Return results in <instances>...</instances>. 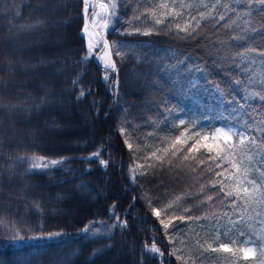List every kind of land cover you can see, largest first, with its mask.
<instances>
[{
    "label": "trees",
    "instance_id": "1",
    "mask_svg": "<svg viewBox=\"0 0 264 264\" xmlns=\"http://www.w3.org/2000/svg\"><path fill=\"white\" fill-rule=\"evenodd\" d=\"M164 2L176 11L181 3L194 7L183 19H171L170 26L167 21L156 25L162 11L156 5ZM216 3L116 0L119 21L114 19L105 33L116 68L106 70L96 52L83 59L88 56L84 0H0V105L17 106L0 109V264H254L242 250L245 240L256 238L254 229L264 216L249 209L252 219L232 227L220 203L223 193L209 186L215 177L199 164L206 156L166 157L171 164L151 156L161 155L158 149L169 147L186 127L185 138L194 132L210 135L229 121L259 125L264 118V108L257 114L246 105L237 120L230 115L236 105L224 103L215 87L232 99L264 92V56L257 55L264 52V4L219 0L243 10L237 23L250 22L243 32L224 27L225 21L202 22L195 39L175 29ZM226 11L233 16L222 6L214 15ZM149 29L151 34H142ZM232 36L250 39L233 44ZM221 41L227 42L223 52L214 46ZM246 50V57L231 58ZM145 53L153 63H137ZM185 58L201 71L174 75L164 70ZM247 104L256 108L253 100ZM257 135L264 139V133ZM54 137L71 144L54 145ZM32 155L60 158V163L29 172L27 156ZM258 160L254 155L250 163ZM250 178L264 182L255 171ZM181 215L201 219H174ZM161 220L172 223L165 229ZM99 224L108 226L109 234L89 235ZM221 243L230 251L209 249ZM153 244L159 253L146 251Z\"/></svg>",
    "mask_w": 264,
    "mask_h": 264
},
{
    "label": "snow or ice",
    "instance_id": "2",
    "mask_svg": "<svg viewBox=\"0 0 264 264\" xmlns=\"http://www.w3.org/2000/svg\"><path fill=\"white\" fill-rule=\"evenodd\" d=\"M238 3L244 2V0H237ZM248 4H251L253 0H246ZM261 4H264V0H259ZM176 0H173V5H175ZM224 7L228 9L229 11H232L233 16L235 19H233V16H228L227 11L222 14H216L214 15L215 9L217 7ZM89 7L95 8V5H90L88 3V0H84V16L87 18L89 12ZM156 7L160 10V17L155 19L156 25H162L165 24L166 21L168 22V26L171 25V19L181 18L183 19L185 16V13L188 9L194 7L192 5H185L181 3L179 5L180 11H176L175 7H170V5L167 2L160 3L159 5H156ZM99 8L103 10L105 14H108L109 5L101 3L99 5ZM111 16L118 22L119 17L116 14L115 9L117 8L116 3H111ZM211 11H208L207 13L204 11H198L196 15H191V18L186 20L183 25L181 23L175 24V29L177 32H182L185 34L187 38L195 39L194 33H197V29L201 27L202 22L205 23V26L209 22H220L225 21L224 27H227L229 29H233V26H235L234 30H239L243 32L245 29H248L249 27V21L244 20L243 26L241 27L240 24L237 23L238 20L242 19V15L244 14L243 10H236V9H229L228 5H220L219 0H217L216 4L211 5ZM125 11L128 9L125 8ZM166 10V11H163ZM146 11L155 18L157 13L152 8L146 9ZM261 11H264V9H261ZM250 15V13H248ZM93 18V24H95L96 17L99 15V13H96L93 11L91 13ZM194 22V23H193ZM104 28H108V22L105 21L102 25ZM262 29H264V26H262ZM112 31H115V28L112 29ZM137 32L140 31V29H136ZM152 29H149L148 31L143 32L144 35L151 34ZM252 31L258 32L261 31V29H252ZM83 32H88V25L85 24V27L83 29ZM250 39L248 36H232L230 37V42L235 44L237 40L247 41ZM100 40L98 39L96 41V45L93 44V42L90 40L87 49H88V56H85L83 59L87 60L91 56L95 54L97 51ZM219 51L223 52L224 48L227 47V42H218L217 45ZM123 47V45H121ZM103 48L105 49V54L102 57L104 61V68L106 70H115L116 64L115 61L112 59L111 52L108 51L109 45L107 41L105 40L103 42ZM248 54V51L244 52H238L231 58L233 60H236L241 57H246ZM117 56H122L124 53L121 51L116 52ZM130 55H134L133 53H130ZM258 56H264V52L258 53ZM97 59H101L100 57H97ZM178 59V58H177ZM142 62H148L153 63L154 61L150 59V55L148 53H145L143 56V60L137 59V63ZM165 71L170 72L171 74H177L180 72H199L201 69L195 68L194 66H190L187 64V58L184 60H179V65H171V66H163ZM246 67V66H245ZM239 70V69H238ZM241 76H247L248 73L246 71L240 70ZM236 83H239L240 81H235ZM73 83H76L74 81ZM0 87H3V84L0 83ZM191 87H196V85H191ZM217 89V92L222 97L223 102L231 106L233 104L236 105L235 108H231V116H236L237 120L239 119L237 116V113L239 110L244 109L247 105L248 108L259 114L260 110L264 108V92H253L249 95H244L237 97L235 99L231 98V94H229L228 98H224L225 94L220 90L219 86H215ZM84 95V92L81 91V96ZM249 100H253L256 103V108L253 109L251 105H248L247 102ZM243 101V102H242ZM17 106L11 105H0V109H3L5 112H10L13 109H15ZM226 121L229 120L228 117H223ZM180 125H184L185 121L180 120ZM261 125H264V118L260 120L259 125H251L248 124L247 121L242 122H231L229 121L226 123L224 127H217L215 130L209 135V134H203L201 135L200 132H194L193 135L187 136L185 138V133L189 131V128H185L182 132H180L179 135H177L174 140H172L169 147H165L162 149H158L162 154L157 155L156 152H152L151 156L155 157L156 161H159L161 163H172V159H167L166 157L170 156L172 158H176L178 154H182L183 160H192L196 158V153H199L201 156H206L207 160L200 159L199 164L200 165H207V172L215 177L213 181L209 182V186L211 189L215 190L216 193H223L222 197H219L220 203L223 206H226L228 211L224 212V216L228 217L229 222L231 223L232 227L235 228L238 224H243L245 220H251L252 216L248 214L249 209H252L253 212L256 213V216L261 217L264 216V182L257 183L256 179H251L250 174H252L254 171L257 173H260L262 181H264V172L261 171L262 168H264V139H261L257 134L264 133V127ZM2 130V129H0ZM123 131V129H121ZM194 137H196L194 139ZM190 140H194V142L188 146L185 149V145H188ZM129 148H131V145H128ZM192 154V155H189ZM98 155V154H97ZM254 155L259 157L257 164H251L250 162L254 159ZM22 162L26 159L24 157L19 158ZM32 159V165L28 169L29 172L33 171L34 169L39 168H48L49 164L44 163L42 164L41 161H43L44 157H31ZM60 163V161L52 160L50 161L51 165H56ZM106 163V162H104ZM214 165V167H213ZM151 167H155V165H150ZM219 186V187H217ZM201 191H203V187H201ZM180 197H177V200H179ZM213 197L208 196L207 201H212ZM151 203V201H150ZM168 207H171V205H168ZM185 212L190 211V209H184ZM153 212L156 216L160 215L159 210L153 209ZM229 212H233L236 216L235 219H232V216L229 215ZM179 221H185V219L191 221L193 219L200 220L201 217H192L188 216L185 217L181 215L178 218ZM161 224H163L164 228H169L172 221H169V223H164L163 220L160 221ZM261 224H264V219L260 221ZM251 227V225H248ZM87 229V226H86ZM86 229L84 230L86 233ZM214 231H219V229H213ZM52 235V234H49ZM244 233H240L241 238L244 237ZM216 242H219V235L216 236ZM235 243V241H232ZM245 243H253L254 241L245 240ZM209 249L214 252H219L221 250L227 252L230 251L228 246L226 244H219L218 248H211L209 246ZM209 249H203V251H208ZM146 251H151L153 253H159V249L155 247V244H153L151 249H146ZM178 251V249H174L173 252ZM244 255L247 256L249 252H251V249H243ZM262 252H264V249H262ZM171 255V253H170ZM178 259L184 260V257H178Z\"/></svg>",
    "mask_w": 264,
    "mask_h": 264
},
{
    "label": "rangeland",
    "instance_id": "3",
    "mask_svg": "<svg viewBox=\"0 0 264 264\" xmlns=\"http://www.w3.org/2000/svg\"><path fill=\"white\" fill-rule=\"evenodd\" d=\"M113 2L116 3V0H88V3L90 5H95V8L89 7V10H88L89 14L87 16L88 17L87 18L88 32H84V34L86 36L87 44L89 43L90 40L93 42L94 45H96V41L98 39L101 41L100 45L98 47V50L96 51V54H95V58H96V60L98 62L101 61V62L104 63V61L102 59V57L105 54V49L103 48V42L106 40L105 39L106 31L111 28V26L113 24V21H114V18L111 16V12L113 11L112 8H111V3H113ZM101 3L109 5L108 14H105L103 12V10H101L99 8V5ZM93 11H95L96 13H99V15H97V17H96L95 24H93V18H92V15H91V13ZM115 11H116V9H115ZM105 21L108 22V25H109L108 28H104L102 26ZM69 38H70V35L68 37H66L67 40H69ZM101 45H102V48H101ZM108 51L111 52L110 48L108 49ZM38 53H41V51H39ZM46 53L47 52H45L44 55H46ZM49 55H51V52H49ZM97 57H100L101 59H97ZM56 81H59V79L57 78ZM61 86H59V88H61ZM244 121H246V120L244 119ZM224 126L225 125H222L220 127H224ZM49 137L50 136H48V138L44 139L47 143L50 142V138ZM53 140H54L53 143H55L54 145H57V144H61V145L71 144V142L69 140H66V139L60 140L59 143H58L56 137H54ZM33 156H35V157H44L45 159L43 161H41V163L42 164L48 163L49 167L54 166V165L50 164V161H52V160L60 161V158H53V157L43 156V155L27 156V159L29 161V164H30L29 166L30 167L32 165L31 157H33ZM48 168H43L42 167V168H39V169L45 170V169H48ZM95 226L96 227H93L92 229L90 228L88 230L89 231V235H91L92 237H98V236L107 235L111 231V229L108 226H107V228L103 227V226H106V225L99 224V225H95ZM254 234L256 236V238L253 240L254 242L250 243V244L246 243L245 249H248V248L251 249V252H249L247 255H250V256L254 257V264H264V252H262V249H264V224H261L260 222L257 223V225H256V227L254 229ZM133 261L134 260L131 259V263ZM129 263H130V260H129Z\"/></svg>",
    "mask_w": 264,
    "mask_h": 264
}]
</instances>
